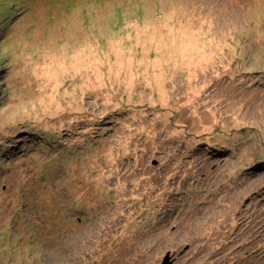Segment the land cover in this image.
<instances>
[{"label": "rangeland", "instance_id": "obj_1", "mask_svg": "<svg viewBox=\"0 0 264 264\" xmlns=\"http://www.w3.org/2000/svg\"><path fill=\"white\" fill-rule=\"evenodd\" d=\"M0 264H264V0H0Z\"/></svg>", "mask_w": 264, "mask_h": 264}, {"label": "bare ground", "instance_id": "obj_2", "mask_svg": "<svg viewBox=\"0 0 264 264\" xmlns=\"http://www.w3.org/2000/svg\"><path fill=\"white\" fill-rule=\"evenodd\" d=\"M84 50H85V48H84V47L80 48V52H83Z\"/></svg>", "mask_w": 264, "mask_h": 264}]
</instances>
